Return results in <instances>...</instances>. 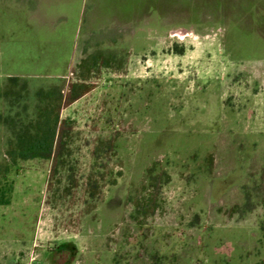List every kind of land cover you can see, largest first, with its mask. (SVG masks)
I'll list each match as a JSON object with an SVG mask.
<instances>
[{
	"label": "rangeland",
	"instance_id": "rangeland-1",
	"mask_svg": "<svg viewBox=\"0 0 264 264\" xmlns=\"http://www.w3.org/2000/svg\"><path fill=\"white\" fill-rule=\"evenodd\" d=\"M85 1L79 28L77 6L64 1L40 28L27 6L0 0V116L40 90H87L61 111L74 123L59 167L12 169L0 264H264L260 17L242 23L240 12L253 10L245 3L216 16L182 0L161 10V0ZM105 27L121 37L107 64H89L90 55L54 78L73 30L82 50ZM5 131L0 120V159Z\"/></svg>",
	"mask_w": 264,
	"mask_h": 264
},
{
	"label": "trees",
	"instance_id": "trees-1",
	"mask_svg": "<svg viewBox=\"0 0 264 264\" xmlns=\"http://www.w3.org/2000/svg\"><path fill=\"white\" fill-rule=\"evenodd\" d=\"M86 92L83 85L77 83L70 84L66 94L61 89L40 90L35 94V101L13 100L8 113L1 114L6 135L2 139L4 153L0 159V206L11 203L14 181L10 174L18 162L51 160L54 169L59 167V157L74 123L71 119L61 118V111ZM152 187L156 186L153 184ZM252 190L256 193L260 191L258 187ZM257 197L259 205L264 207V195L258 194ZM151 201L149 199L147 207Z\"/></svg>",
	"mask_w": 264,
	"mask_h": 264
},
{
	"label": "crops",
	"instance_id": "crops-1",
	"mask_svg": "<svg viewBox=\"0 0 264 264\" xmlns=\"http://www.w3.org/2000/svg\"><path fill=\"white\" fill-rule=\"evenodd\" d=\"M1 1L3 2L11 1L12 3L17 4V5L21 4V5L27 6L30 17L31 18L33 17L34 19L35 17L39 18V21L37 22L39 23L40 26L41 24L44 26H46V24L51 25V26L54 24L53 22L54 21V18H53V14H54L53 8L54 7L53 6H56L64 1L66 3H70L71 6L73 5V3L77 6V10H76L77 11V26L79 28V26L80 25L82 26V24H84L85 22L84 15L86 13L87 6H88L85 0H1ZM78 10H79V14H78ZM61 21L62 23H65L67 21V18L59 17L58 22H61ZM40 28H42V26ZM98 29L101 30V28H98ZM108 29L109 28H106V27L103 28L101 30L104 33L103 36L101 35L98 39H94L93 43H90L89 40H86L84 42V46L82 50H77V48L79 47V43H77V37L79 33H78V30L76 31V28H75L73 30L74 31L73 45H72V48H70L71 56L66 61L64 68H63L64 70L56 71V72H60V75L55 76L54 78L65 77L67 76V74H69V72L76 70L77 66H80L82 64H84L85 66L86 65L88 66L89 64L91 65L94 64L93 66H97L96 64L99 62H101L103 66L107 64V61L104 59L108 58L109 55H112V53L109 54V51H116L115 46L118 41H121L120 36H117V38L115 36L110 37L108 35V32H109ZM112 29L115 30V28L113 27ZM127 49H130V47H128ZM118 50H121V49L118 48ZM124 50L126 49H123L122 51ZM37 52L39 53L40 51L37 50ZM90 55H94V56H93L92 61L89 62V64H87L86 60H87V57ZM47 72H52V71L46 70L45 73Z\"/></svg>",
	"mask_w": 264,
	"mask_h": 264
},
{
	"label": "flooded vegetation",
	"instance_id": "flooded-vegetation-1",
	"mask_svg": "<svg viewBox=\"0 0 264 264\" xmlns=\"http://www.w3.org/2000/svg\"><path fill=\"white\" fill-rule=\"evenodd\" d=\"M153 1L154 0H148L147 4L148 5H153L154 4ZM159 1L160 0H156V3L159 2ZM178 1L176 2L175 0H161L160 1V6L157 5V9L161 10V9H164V8H166V9H168L170 7L172 8L174 6V2L178 3ZM188 1H189V3H187L186 0H182L181 1L182 2V6L185 7L187 5L188 9H191V8H194V9L196 8L197 9V8L202 7V6L205 7L207 5V6H210L214 10L215 13L213 15L217 14L216 16L226 14V12L223 11V10L227 9V7H228L227 5H230L229 4L230 2L232 3V6H231V8L229 7V9L233 8V6H234L233 3L234 4L236 3V7L237 8L240 7L239 6L240 4L245 3V5H246L245 9L247 8L246 10L251 9V8H253V10L251 12L252 14L248 13L247 17L245 15V11L244 10L242 12H240V14L243 13L242 14V18H241L242 23H244L247 18H251L250 16H253V17L258 16V18L260 17L259 21H258V22H260V26H262L264 24V7H262L263 5H258L255 0H237V1L236 0H204V5H200V3H199L200 0H191L193 4L192 3L190 4V0H188ZM146 9L148 10V6H146ZM153 10H154V8H153ZM227 15L228 14H226V16ZM216 16H214V17H216ZM247 23H248V21H246V25H244L245 27H247ZM258 24L256 26H258ZM236 26L238 28H240V26H238V25H236ZM259 28L260 27H258V29ZM260 30H261V32H259ZM259 31H258V33L261 34L264 37V28H260Z\"/></svg>",
	"mask_w": 264,
	"mask_h": 264
}]
</instances>
